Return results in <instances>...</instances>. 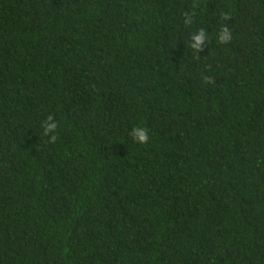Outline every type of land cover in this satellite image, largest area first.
<instances>
[{"label": "trees", "instance_id": "trees-1", "mask_svg": "<svg viewBox=\"0 0 264 264\" xmlns=\"http://www.w3.org/2000/svg\"><path fill=\"white\" fill-rule=\"evenodd\" d=\"M0 264H264V0H0Z\"/></svg>", "mask_w": 264, "mask_h": 264}, {"label": "clouds", "instance_id": "clouds-1", "mask_svg": "<svg viewBox=\"0 0 264 264\" xmlns=\"http://www.w3.org/2000/svg\"><path fill=\"white\" fill-rule=\"evenodd\" d=\"M192 21V17L189 16L188 19L185 21V24H189ZM206 33L201 30L199 35L194 37L196 43L190 45L194 50H199L202 46V41L205 38ZM218 39L221 43H226L231 39V35L227 27H223L218 35ZM44 128V135L49 136V142L55 143L56 136L53 134L57 129V123L55 122L52 115H49L46 120L43 122ZM130 135L133 139L139 144H147L149 142L148 131L146 128L143 127H135L132 129Z\"/></svg>", "mask_w": 264, "mask_h": 264}]
</instances>
